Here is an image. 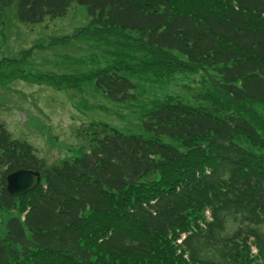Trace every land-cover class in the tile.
Returning <instances> with one entry per match:
<instances>
[{"label": "trees", "instance_id": "16d2710c", "mask_svg": "<svg viewBox=\"0 0 264 264\" xmlns=\"http://www.w3.org/2000/svg\"><path fill=\"white\" fill-rule=\"evenodd\" d=\"M72 2L89 18L80 33L113 57L83 76L107 99H136L129 76L144 73L195 75V87L154 98L145 137L94 132L59 163L0 123V264H264V0H0V10L41 23ZM20 168L40 181L12 196L5 175Z\"/></svg>", "mask_w": 264, "mask_h": 264}, {"label": "rangeland", "instance_id": "374dc122", "mask_svg": "<svg viewBox=\"0 0 264 264\" xmlns=\"http://www.w3.org/2000/svg\"><path fill=\"white\" fill-rule=\"evenodd\" d=\"M88 21L85 7L75 2L64 15L41 23L18 22L14 4L0 10V123L46 164L79 155L94 132L145 137L141 119L153 99L184 95L183 84L195 87V75L158 80L144 73L140 79L129 76L137 84L136 99H107L83 77L113 58L105 43L80 33ZM61 37L65 42H54ZM61 75L73 85L53 86L46 78ZM162 141L176 144L165 136ZM8 215L0 212V236Z\"/></svg>", "mask_w": 264, "mask_h": 264}, {"label": "water", "instance_id": "95a60500", "mask_svg": "<svg viewBox=\"0 0 264 264\" xmlns=\"http://www.w3.org/2000/svg\"><path fill=\"white\" fill-rule=\"evenodd\" d=\"M39 181L38 172L20 168L5 175V189L10 195L17 196L33 189Z\"/></svg>", "mask_w": 264, "mask_h": 264}]
</instances>
